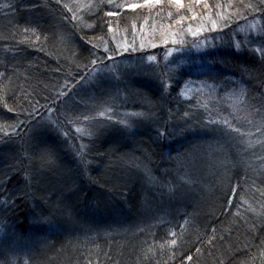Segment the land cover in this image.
Here are the masks:
<instances>
[{"label":"trees","instance_id":"trees-1","mask_svg":"<svg viewBox=\"0 0 264 264\" xmlns=\"http://www.w3.org/2000/svg\"><path fill=\"white\" fill-rule=\"evenodd\" d=\"M85 1L0 0V146L19 148H0V264H264V55L225 41L194 60L185 48L168 66L141 56L153 45L187 47L184 35L210 18L230 26L256 11L264 19L260 0L135 9L132 0ZM118 35L131 42L136 55L126 64H140L148 88L116 91L90 115L71 112L67 101L94 67L116 73L126 65L108 58ZM105 42L109 51L100 53ZM189 80L220 91L183 100ZM237 89L244 102L221 99ZM62 100L68 114L44 119ZM103 109L113 115H98ZM17 121L21 135L10 127ZM142 177L158 189L141 195ZM60 179L68 217L49 213L48 190ZM168 210L183 221L167 219Z\"/></svg>","mask_w":264,"mask_h":264},{"label":"rangeland","instance_id":"rangeland-1","mask_svg":"<svg viewBox=\"0 0 264 264\" xmlns=\"http://www.w3.org/2000/svg\"><path fill=\"white\" fill-rule=\"evenodd\" d=\"M81 1V6L82 3L86 5L87 1ZM132 2L135 3L134 0H132ZM85 9L81 10V13H83ZM252 12L255 13H252L251 16H247L245 18H237L238 21L233 24H230V26H225L226 22L218 23L216 20H214L216 18H210V20L204 21L201 27L197 28L196 26L195 29L198 30L196 35H193L192 32H187V34L184 35L185 37L183 38L185 40L183 44H188L187 47H182L183 45L178 46L177 48L175 46H165L164 48L159 49L153 45L150 49H148V52L145 51L144 53H142L144 50L141 51V56L143 55V59L146 57L145 60H147V63L153 64L157 62L156 59L158 58V56H161V60H164V66H168L171 62L174 63V60L177 55L180 54L181 51H183L185 48L191 51V59L194 60L198 59V57H204L208 53H211V51L217 48L218 45L223 44L225 41H230L232 46H234L237 51L241 50L243 46H247L248 44L249 46H247L246 49L253 51V49L260 47L259 41L261 39H264V19L262 15H259V13H256V11ZM228 20L229 19H227V21ZM251 38L254 39L255 42H252ZM113 41L114 43H116L117 46H119V50L113 52L116 53L114 57H118V61L116 64L121 63V67L123 66V64L129 63L132 57H134L136 54L131 51L133 50V46L131 42H129V40H123V38L121 36L119 37L118 35L113 38ZM103 46L104 48H106L108 46L107 42H105ZM103 50L105 49H102L100 53H103ZM254 52L257 54L260 53L256 51ZM149 57H155V59H149ZM136 67L139 69L135 70ZM120 69L121 70H118L119 72L111 73V69H108V71L103 70L101 64L94 67L90 71V73H88L89 78H93L91 82L86 83V85L82 86L80 89L77 90L79 91L78 94L80 96L78 95L79 97H76H78L79 100H77V98L74 96L73 99L67 101L66 105L70 107L71 112L76 111L78 115H90L92 112H97V108L115 99L116 91H126V93L128 91H133L132 93L134 94L137 91H146V89L148 88V84L150 83L149 81H146L145 76H143V69H141L139 63L136 66L132 65L131 67L126 64ZM101 71L102 74L98 75V73H100ZM117 73L119 74V78H117ZM86 78L84 79L85 82L88 81V78ZM241 87L242 89L245 88L244 85H242ZM242 89H237V91L231 93V95L227 94L226 96L221 97V99L231 102V99L234 100L236 98L237 100L244 102L246 98L245 93L244 91H242ZM180 90V95L182 99L189 101L190 99L195 98L197 96L206 98L209 96L217 97V94L215 93L220 91V88L208 84L207 82L189 80L184 84V86ZM241 92H243V95H241ZM78 102H80V104ZM64 105L65 104L63 103V100L61 102H57L53 108L47 110L43 118L55 124V118L60 119L61 116L65 117L68 114V111L65 110ZM101 113H103V116L113 115V111L110 109H103L98 112V115H101ZM73 118L74 122L75 117ZM77 118L78 117H76V119ZM65 121H68L70 124L72 123L71 119L68 118H66ZM92 125L96 127L100 124L96 125V123H91L89 126L92 128ZM40 128L41 126L37 128V130H40L42 132ZM255 164L256 163H254V165H251L249 167V170H251L250 172L254 175V178H257L259 175H263V172L262 170H257Z\"/></svg>","mask_w":264,"mask_h":264},{"label":"bare ground","instance_id":"bare-ground-1","mask_svg":"<svg viewBox=\"0 0 264 264\" xmlns=\"http://www.w3.org/2000/svg\"><path fill=\"white\" fill-rule=\"evenodd\" d=\"M52 146V145H51ZM18 146H16V145H1L0 146V148L1 149H3V151H6V152H11V151H15L16 152V150H18L19 148H17ZM51 149L52 150H55V151H58V149H57V147L55 148V147H51ZM14 152V153H15ZM12 154H10V160H12ZM15 157V156H14ZM18 158H19V156H18ZM59 160V159H58ZM18 161L16 160V162H14V164H16ZM62 164H60L59 166H62V168L63 167H65V166H67V163H66V161H64V162H61ZM12 164V163H11ZM18 165H19V163H18ZM13 169V167L11 168V170ZM14 169L16 170V171H18V172H21L23 169L21 168V167H18V166H16V167H14ZM84 170V169H83ZM82 169H77L76 170V172H75V175H76V177H81L82 176V171H83ZM58 170H56V172H57ZM2 174V173H1ZM0 174V175H1ZM61 176H63V177H61V178H63V179H67V177H64V175H65V173L64 174H60ZM147 176V175H146ZM149 178L150 177H148V178H146V177H142V178H139L140 180H142L144 183H146L145 185H143V188L141 189V195L144 193V191L145 190H147V189H149V188H157L156 186H154V185H157L156 183H154V182H152L151 180H149ZM63 179H60V181H58L59 183L58 184H56V186L58 187V189H57V187L54 185L50 190H48V191H51V192H53V197H54V201H53V203L51 204V210H49V213L51 214H56V215H62V216H67L66 215V213L68 212V209L71 207V200H69L68 199V197L67 196H62L61 195V192L63 191V190H65V189H67V187L66 186H62V184H63V182H64V180ZM63 181V182H62ZM41 183H42V181H40V179L39 180H37V184H39V185H41ZM34 186V185H33ZM29 189H33V187H29ZM158 189V188H157ZM23 192V191H22ZM160 192V191H159ZM24 193V192H23ZM162 194V193H161ZM147 198V197H146ZM136 205H139V204H136ZM168 206H162V208H163V210L164 209H166ZM181 207V204H175L174 206H173V208H175V209H179ZM134 208V210H133V212L132 213H139L140 211H142V209L141 208H139V207H133ZM162 208H157V209H154V210H157V211H161L162 210ZM145 214L147 213V212H144ZM165 215H167V219L168 218H174V219H176V220H178L179 222H181V221H183V219H182V216H179V214L177 213V211H171V210H168L167 212H165L164 213ZM143 215V211H142V213H140V216H142ZM68 217V216H67ZM70 218V217H69ZM166 219V220H167ZM75 221V218H70V222H72V221ZM77 220H83L84 221V219H83V217L82 216H77Z\"/></svg>","mask_w":264,"mask_h":264},{"label":"snow or ice","instance_id":"snow-or-ice-1","mask_svg":"<svg viewBox=\"0 0 264 264\" xmlns=\"http://www.w3.org/2000/svg\"><path fill=\"white\" fill-rule=\"evenodd\" d=\"M170 2L173 3V4H175V5H177L178 7H183L184 0H170ZM197 2H200V0H197ZM161 3H162V0H142L141 3H133V4L128 5L127 7L128 8H131V9H135V8L143 7L145 5H152V4L159 5ZM252 7H255V5H253ZM259 7L264 8V0H260ZM116 15H118L117 12H112V11L108 12V16H116ZM189 31H191L193 35H196L198 30H196V29H189ZM259 43H260V47L259 48H256V49H253V51L260 52L262 55H264V39H261L259 41ZM118 50H119V46H117V48L112 49V51H118ZM108 51H109V49L106 48L105 49V53H107ZM108 58L109 59H114L115 57H111L110 56ZM97 59L99 60L100 58L97 57ZM149 59H155V57H149ZM90 63H95V61H90ZM0 75H3V74L0 73ZM165 87H168V85L165 84ZM241 95H243V92H241ZM101 115H103V113H101ZM185 115H187V113ZM23 123L24 122L17 121V124L10 125V127H12L15 130L13 134H15V135H21V133L18 130V125H22ZM65 135L67 136V133H65ZM10 199L11 198L9 197V200ZM5 203H7V201H5ZM14 205H15V201H12V203L10 204V206H14ZM171 243L172 244H175L176 241L175 240H172ZM187 260L188 261H192L193 260V257L190 256V255H187Z\"/></svg>","mask_w":264,"mask_h":264}]
</instances>
